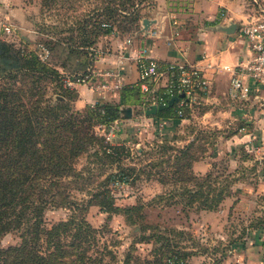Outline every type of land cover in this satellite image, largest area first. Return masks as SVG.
I'll use <instances>...</instances> for the list:
<instances>
[{
    "label": "trees",
    "instance_id": "1",
    "mask_svg": "<svg viewBox=\"0 0 264 264\" xmlns=\"http://www.w3.org/2000/svg\"><path fill=\"white\" fill-rule=\"evenodd\" d=\"M142 1L98 0L91 12L77 20L79 40L73 35L64 40L31 42L22 39L18 43L0 38V238L12 230L18 231L20 238L15 244L2 246L0 243V264H126L129 252L119 261L115 250L99 242L96 234L100 229L86 218L91 204H98L109 214H122L126 223H138L139 239L159 242L153 247L152 258L146 260L147 264H183L182 256L177 253V242L160 230L144 234L148 228L141 221L144 206L163 198L169 200L171 194L178 193L183 205L212 210L230 193L228 175L217 180L211 170L200 175L192 171V163L197 159L188 151L192 142L173 146L164 138L154 141L153 154L164 155V160H168L166 152L173 151L170 154L172 169L162 168L156 173L164 180L168 177L167 171L170 177L179 180L167 196L157 194L147 203L138 200L131 205H114L108 183L128 181L134 170L132 166L122 165L89 191L84 188L92 178L90 169L83 173L74 166L80 154L92 148L95 158L104 160L117 158L125 150L121 144L105 141L96 132L95 125L120 119V105L141 106L144 99L139 81H135L123 85L116 100L88 102L82 111L73 109L69 94L74 89L62 86V74L85 73L93 63L89 48L97 46L98 36L115 32L114 24L118 33L136 32L144 16L138 8ZM88 25L92 27L90 30ZM38 44L47 49V57H41ZM46 81L55 83L56 94L61 98L53 100L46 96ZM166 90L167 87L159 86L156 92L167 100L173 95L183 97L176 89H172L171 94ZM195 105L172 103L158 110L154 117L170 119L169 124L189 116ZM74 189L88 191V194L77 197ZM48 207H63L68 213L65 218L48 224L44 217ZM165 251L170 254L165 256Z\"/></svg>",
    "mask_w": 264,
    "mask_h": 264
},
{
    "label": "rangeland",
    "instance_id": "2",
    "mask_svg": "<svg viewBox=\"0 0 264 264\" xmlns=\"http://www.w3.org/2000/svg\"><path fill=\"white\" fill-rule=\"evenodd\" d=\"M63 1L0 0V38L18 43L22 39L31 42L64 40L73 35L75 40H79L77 20L84 13L91 12L98 0ZM247 1L251 7V0ZM158 4L159 0H144L138 6L139 13L153 14L158 11ZM252 13L250 9L249 15ZM4 22L12 23L13 31L6 33L2 26ZM91 28V25L87 26L88 30ZM113 28L115 32L100 35L96 41L104 44L115 33L120 37L135 33L134 30L118 33L116 24ZM54 65L57 66L58 63ZM79 88L80 86L71 88L74 89V94H69V102L73 109L82 111L86 103L75 101L80 94ZM56 91L55 83L45 82L47 97L53 100L61 98L57 97ZM111 96V99H115V95ZM261 108L264 115V103L256 106L255 113L258 114ZM140 109L139 105H134L131 117L120 116V120L118 119V130L112 144H121L125 150L117 158L97 160L91 152L92 148L76 158V169L83 173L90 169L92 179L87 181L84 188L89 191L99 180L106 178L107 174L122 165L132 166L134 170L128 181L122 185L108 183L114 205H131L138 200L147 203L157 194L167 196L168 191L179 180L174 179V176L170 177L171 174L167 171L168 177L162 180L156 170L172 169L170 164L173 158L170 154L173 151L166 152L169 154L168 160H164V155H154V141L164 138L173 146L192 142L188 151L197 156L194 161L208 163L205 171H194L193 167L192 171L200 175L211 170L217 180L228 175L230 193L212 210L183 205L178 193L171 194L173 196L169 200L163 198L151 205H145L141 221L148 228L144 230V234L160 230L177 242V253L182 256L183 264H239L238 254L243 251V255H247L245 247L248 243L254 244L256 251L261 252V258H264V153L255 151L256 145L264 146V123H248L240 117L233 118L228 111L221 110L201 116L206 110V104H201L186 118L166 123L160 132L154 127V115H143L139 113ZM241 125L244 129L239 132L238 127ZM149 170L153 173L148 174ZM88 191L74 189L73 192L80 197L86 196ZM67 213L68 210L63 207H48L44 217L50 224L65 218ZM86 218L100 229L96 234L99 242H104L115 250L119 261L129 252L130 257L126 264H147L146 260L152 258L153 247L159 244L152 239H139L141 232L138 223H126L122 214H109L98 204L88 206ZM179 230L183 232L179 233ZM19 240V232L12 230L1 236L0 243L7 246ZM169 254V251H165V256ZM248 257L251 258L252 255L248 254Z\"/></svg>",
    "mask_w": 264,
    "mask_h": 264
},
{
    "label": "crops",
    "instance_id": "3",
    "mask_svg": "<svg viewBox=\"0 0 264 264\" xmlns=\"http://www.w3.org/2000/svg\"><path fill=\"white\" fill-rule=\"evenodd\" d=\"M260 2L264 6V0ZM249 5L247 0H162V2L159 0L157 12L153 9V14L142 16L153 19L146 29L142 27L140 20V27L133 35L120 37L115 33L109 36L104 44L98 42L97 47L102 53L93 65L95 69L103 70L113 66L117 58L123 55L125 83H133L139 77L136 59L138 50L147 45L149 54L158 61L194 63L203 69L208 79V87L197 102L193 103L206 104V110L201 116L221 110L230 112L233 118L240 117L248 123L262 124L263 107L258 114L254 109L264 103V89L252 91L245 99H233L228 94V73L214 66L233 63L248 54L247 42L239 35L238 27L248 18L252 9ZM220 9L224 13L221 17ZM174 18L177 24L173 23ZM231 22L235 24L233 32L229 33L218 27ZM127 38L130 39L129 42ZM77 86H80V94L75 100L77 103L81 101L88 103L96 99L111 100V95H115L114 100L118 99L117 93H108L100 97L84 85ZM197 105L192 107L191 113L198 107ZM242 129L243 125L238 127L239 132ZM207 165L208 163L203 164L202 161L196 160L192 167L194 171L203 172ZM245 252L247 258L243 251L238 254L239 264H264L262 253L256 251L254 244L248 243ZM248 254L252 257L249 258Z\"/></svg>",
    "mask_w": 264,
    "mask_h": 264
},
{
    "label": "built area",
    "instance_id": "4",
    "mask_svg": "<svg viewBox=\"0 0 264 264\" xmlns=\"http://www.w3.org/2000/svg\"><path fill=\"white\" fill-rule=\"evenodd\" d=\"M253 13L246 20L241 22L238 27L239 35L247 42L248 54L239 58L233 63L214 64L221 71L228 73V94L233 99L248 98L252 91L260 88L264 89V6L260 0H251ZM223 10H219V17L223 16ZM173 23L177 24L174 18ZM6 33L13 31L14 26L10 22L2 24ZM130 39L127 38V42ZM41 57L48 55L47 49L41 44ZM93 63L90 64L85 73L62 74L63 87H75L79 84L86 86L98 96L102 97L108 93H117L125 85L123 73V55H120L113 66L103 70H97L94 67V61L101 55L102 51L97 47H90ZM139 69V91L142 94L144 103L140 106L145 109L150 104H165L168 100L163 94H158L156 89L159 86L167 87V93L171 94L172 89H176L187 101L177 98L173 101L178 105L192 106L200 97V92L206 91L208 79L201 67L194 63L184 62H165L160 65L158 60L149 54L147 45H143L136 56ZM209 66L211 64H208ZM98 101L93 100L91 103ZM144 115V114H143ZM120 120V119H119ZM119 120L111 123H99L95 125V130L102 135L107 142L112 143L118 130ZM168 119L163 117L154 118V127L162 131ZM255 151L264 153V146H255ZM123 180H116L114 184L122 185Z\"/></svg>",
    "mask_w": 264,
    "mask_h": 264
},
{
    "label": "water",
    "instance_id": "5",
    "mask_svg": "<svg viewBox=\"0 0 264 264\" xmlns=\"http://www.w3.org/2000/svg\"><path fill=\"white\" fill-rule=\"evenodd\" d=\"M151 22H153V19H150V18H147V17H143L141 19V24H142V27L144 29H146ZM218 27L220 29L226 31V32H229V33L230 32H233L235 30V24L233 22H231L228 25L218 26ZM57 97H61V96H58L57 95ZM176 98H177V96L176 95H173V96H171L168 99V101L165 104H150L145 109H140L139 110V113L144 114V115H155L158 110H161V109H164V108L170 106ZM119 113H120V116L121 117H124V118L131 117V115L133 113L132 106L131 105H128V104L121 105L119 107Z\"/></svg>",
    "mask_w": 264,
    "mask_h": 264
}]
</instances>
